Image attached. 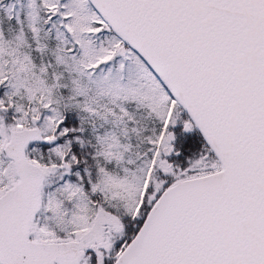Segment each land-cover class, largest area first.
<instances>
[{
	"label": "snow or ice",
	"instance_id": "1",
	"mask_svg": "<svg viewBox=\"0 0 264 264\" xmlns=\"http://www.w3.org/2000/svg\"><path fill=\"white\" fill-rule=\"evenodd\" d=\"M0 264H264V0H0Z\"/></svg>",
	"mask_w": 264,
	"mask_h": 264
}]
</instances>
